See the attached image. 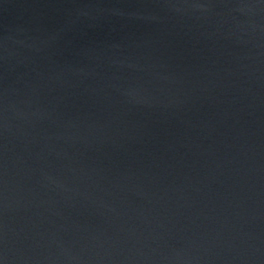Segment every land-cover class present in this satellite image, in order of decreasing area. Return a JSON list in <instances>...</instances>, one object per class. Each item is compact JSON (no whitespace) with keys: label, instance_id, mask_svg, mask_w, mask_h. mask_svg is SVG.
Listing matches in <instances>:
<instances>
[{"label":"water","instance_id":"water-1","mask_svg":"<svg viewBox=\"0 0 264 264\" xmlns=\"http://www.w3.org/2000/svg\"><path fill=\"white\" fill-rule=\"evenodd\" d=\"M0 264H264V0H0Z\"/></svg>","mask_w":264,"mask_h":264}]
</instances>
